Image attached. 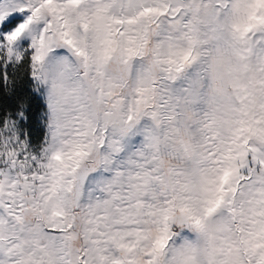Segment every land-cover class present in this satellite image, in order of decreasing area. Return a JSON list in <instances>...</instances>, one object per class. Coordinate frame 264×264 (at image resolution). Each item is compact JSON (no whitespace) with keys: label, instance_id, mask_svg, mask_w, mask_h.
<instances>
[{"label":"snow or ice","instance_id":"obj_1","mask_svg":"<svg viewBox=\"0 0 264 264\" xmlns=\"http://www.w3.org/2000/svg\"><path fill=\"white\" fill-rule=\"evenodd\" d=\"M0 264H264V0H0Z\"/></svg>","mask_w":264,"mask_h":264}]
</instances>
